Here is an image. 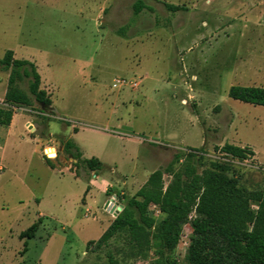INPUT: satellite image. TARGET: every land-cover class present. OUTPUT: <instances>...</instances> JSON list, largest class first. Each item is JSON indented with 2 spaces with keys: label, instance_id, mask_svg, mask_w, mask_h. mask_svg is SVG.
Masks as SVG:
<instances>
[{
  "label": "rangeland",
  "instance_id": "374dc122",
  "mask_svg": "<svg viewBox=\"0 0 264 264\" xmlns=\"http://www.w3.org/2000/svg\"><path fill=\"white\" fill-rule=\"evenodd\" d=\"M136 1L0 0V61L12 50L33 62L58 113L38 103L13 108L17 121L30 114L36 128L32 138L20 127L0 153V264H107L109 252L121 258V238L87 249L115 214L103 193L93 189L86 198L89 168L73 157L76 149L65 150L68 140L83 159L104 164L107 201L115 197L120 211L153 172L163 171L168 184L166 168L193 150L199 172L226 162L246 188L264 187V106L228 95L232 86L264 87V0H145L151 9L134 16ZM8 78L0 65L4 107ZM4 137L0 126V144ZM226 143L256 157H226ZM48 145L57 150L46 149L53 158ZM37 222L35 237L22 239ZM191 232L183 227L178 264H186ZM125 264L167 263L151 253Z\"/></svg>",
  "mask_w": 264,
  "mask_h": 264
},
{
  "label": "trees",
  "instance_id": "16d2710c",
  "mask_svg": "<svg viewBox=\"0 0 264 264\" xmlns=\"http://www.w3.org/2000/svg\"><path fill=\"white\" fill-rule=\"evenodd\" d=\"M171 11L179 6L166 4ZM151 9L145 0L133 4V14ZM122 33L126 27L122 28ZM9 71L4 103L0 106V125H10L14 107H32L35 103L46 108L52 101L41 88V76L36 65L26 59H16L8 50L0 61ZM27 83V89L23 84ZM229 97L245 103L264 106V87L232 86ZM76 149L73 157L90 170H101L98 158L83 159L76 144L68 140L65 150ZM190 151L177 155L165 173L171 180L164 183V172L157 170L137 191L126 200L123 209L97 240L87 243V249L107 248L111 241L121 238L124 248L121 258L109 252L107 264H125L130 259L146 260L151 253L160 256L167 264H178L173 258L185 225L192 229L190 250L186 264H264V187L248 189L233 175L229 163L214 161L199 172L196 162L201 157ZM220 151L238 160L255 155L249 147L226 143ZM184 158L179 168H174ZM256 206L257 209L253 208ZM152 207H156V216ZM39 222L21 234V238H34Z\"/></svg>",
  "mask_w": 264,
  "mask_h": 264
},
{
  "label": "crops",
  "instance_id": "0c3cea01",
  "mask_svg": "<svg viewBox=\"0 0 264 264\" xmlns=\"http://www.w3.org/2000/svg\"><path fill=\"white\" fill-rule=\"evenodd\" d=\"M16 58V57H15ZM41 84H42V81H41ZM41 88H42V85H41ZM7 91V90H6ZM6 91L4 93V95L2 96V101L4 100V97H5V94H6ZM47 92V91H46ZM48 95H49V92H47ZM50 96V95H49ZM50 99H51V96H50ZM52 101V99H51ZM42 109L46 110V111H49L51 113V115L55 116L56 118H58V113H57V110L55 108V106L53 105V101H52V104L51 106L49 107H45L41 104H39ZM57 115V116H56ZM0 126H4L5 127V137L3 138L2 140V144H0V153H4L5 150H6V147L9 145L10 141L13 139V138H16L17 134H18V130L20 129V127H23L25 130H27V132L31 135V137L33 138V136L35 135V124L33 123V116H31L30 114H23L22 115V119L20 121H17V113L14 112V115H13V119L10 123V125L8 126H5V125H0ZM34 128V129H33ZM37 135V134H36ZM38 136V135H37ZM36 140V139H34ZM38 145V144H37ZM49 146L51 145H48L46 148H48ZM54 147V146H52ZM15 148V147H14ZM55 148V147H54ZM55 151L57 153V150L55 148ZM254 151V150H253ZM255 152V151H254ZM82 154V153H81ZM82 157H85L83 154H82ZM255 157H256V152H255ZM42 159L45 158L44 154H43V151H42V156H41ZM46 159V158H45ZM84 159H87V158H84ZM47 162V160H46ZM103 164V163H102ZM54 168V167H52ZM106 167L104 166L103 164V169L101 170H90L89 169V174H85L83 173V177L86 178L87 180V188H86V193H85V196L87 198L88 195H90V197H92L91 193H92V190H97L98 192L100 193H103L105 196H106V199L103 203V206L105 208V205L108 203V192L111 190L110 189V182L108 179H106V177H104L103 175V171ZM71 169V167H70ZM0 170L3 171L4 170V167H0ZM72 171V170H71ZM124 184H125V181H124ZM87 204V201L86 203ZM121 207V206H119ZM88 212V214H86V216L88 217L92 212V210L90 208H86V210ZM113 214H115L113 216V218L115 219L116 216L118 215V213L120 212V210H116L115 212H112V211H109ZM45 215L43 216H40V218H43L44 219ZM88 219V218H87ZM95 220V219H94ZM112 223V222H111ZM111 223H108L107 224V227L103 230V233L106 231V229L111 225ZM90 241V240H89ZM88 241V242H89Z\"/></svg>",
  "mask_w": 264,
  "mask_h": 264
},
{
  "label": "built area",
  "instance_id": "2783aa9c",
  "mask_svg": "<svg viewBox=\"0 0 264 264\" xmlns=\"http://www.w3.org/2000/svg\"><path fill=\"white\" fill-rule=\"evenodd\" d=\"M121 84H123V83H121ZM133 85H134V86H137V83H134ZM49 148H53V149H55V148L52 147V146H49ZM46 149H47V148H46ZM46 149L44 150L46 157H47V158H53V157H51V154H48V153H47ZM55 156H56V154H55ZM107 209L110 210V211H112V212H115L116 210L119 209V205H118L117 200H116L115 197H112V198L108 201V203H107Z\"/></svg>",
  "mask_w": 264,
  "mask_h": 264
}]
</instances>
